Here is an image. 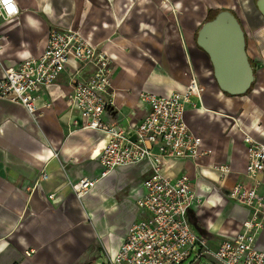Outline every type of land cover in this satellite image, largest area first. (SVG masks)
I'll return each mask as SVG.
<instances>
[{
    "label": "crops",
    "instance_id": "crops-1",
    "mask_svg": "<svg viewBox=\"0 0 264 264\" xmlns=\"http://www.w3.org/2000/svg\"><path fill=\"white\" fill-rule=\"evenodd\" d=\"M16 1L20 15L0 22V75L20 57L40 53L48 31L77 30L112 60L113 119L122 126L126 117L132 116V123L142 118L141 92H182L195 77L204 91L200 99L190 98L185 122L209 151L203 164L227 165L231 172L219 185L214 184L217 174L212 170L196 178L199 200L215 198L217 203L212 210L201 208L200 215L194 204L188 214L191 229L201 237L220 235L225 211L232 217L240 212L246 216L226 193L243 180L244 128L264 143V15L259 0ZM221 12L230 14L242 33L251 76L243 94L232 96L218 87L210 59L196 42L208 14ZM76 67L68 62L70 70ZM90 74L85 69L74 80H87ZM71 83L67 73L61 74L49 93L51 107L42 109L49 101L47 94L37 99L35 119L19 105L0 100V264H106L129 226L145 217L132 193L151 174L145 163L113 170L80 200L66 187L54 190L60 165L73 180L95 179L100 173L98 161L90 157L98 134L69 125L63 96ZM53 152L58 158L51 157ZM41 171L51 176L38 184ZM163 171L170 178L197 175L193 163L182 160ZM53 191L58 200L45 202ZM256 247L264 251V228Z\"/></svg>",
    "mask_w": 264,
    "mask_h": 264
},
{
    "label": "built area",
    "instance_id": "built-area-1",
    "mask_svg": "<svg viewBox=\"0 0 264 264\" xmlns=\"http://www.w3.org/2000/svg\"><path fill=\"white\" fill-rule=\"evenodd\" d=\"M8 4L15 10L9 11ZM8 4L0 0V22L20 15L16 0H9ZM43 46L40 53L22 56L18 64L2 69L0 100L19 105L35 119L39 96L48 95L49 101L42 109L50 108V90L61 74L67 73L72 83L63 99L70 127L99 136L90 155L98 161L99 175L95 179L73 180L64 165H60L52 181L56 185L54 190L66 187L80 200L91 194L113 170L145 163L151 172L132 191L134 203L145 217L129 226L114 253L107 255L106 264H206L205 257L215 264H264V251L256 247L257 237L264 228V143L253 139L244 128L243 180L233 183L226 199L245 211L246 218L238 222L235 230L225 231L214 250L207 249L205 239L191 229L188 214L194 204L198 206L196 215L201 214V208L212 210L217 199L200 201L194 181L204 176V170H212L217 174L214 184L219 185L231 169L227 165L203 164L209 151L185 122L190 98L200 99L204 91L196 78L192 77L182 92L166 96L141 92L138 104L142 118L132 123V116L126 117L123 119L126 126H122L113 119L111 58L70 28L48 31ZM69 61L76 64L75 70L68 68ZM85 69L91 72L89 78L74 80ZM51 157L58 158L54 152ZM181 160L193 163L196 177L182 174L170 178L164 173V167ZM50 176L41 171L38 184L47 182ZM56 191L49 192L43 200L57 201ZM208 202L211 204L207 205Z\"/></svg>",
    "mask_w": 264,
    "mask_h": 264
},
{
    "label": "water",
    "instance_id": "water-1",
    "mask_svg": "<svg viewBox=\"0 0 264 264\" xmlns=\"http://www.w3.org/2000/svg\"><path fill=\"white\" fill-rule=\"evenodd\" d=\"M242 40L236 20L225 12L203 23L196 37L210 59L218 87L232 96L245 93L251 82Z\"/></svg>",
    "mask_w": 264,
    "mask_h": 264
},
{
    "label": "rangeland",
    "instance_id": "rangeland-1",
    "mask_svg": "<svg viewBox=\"0 0 264 264\" xmlns=\"http://www.w3.org/2000/svg\"><path fill=\"white\" fill-rule=\"evenodd\" d=\"M151 55H154V52ZM239 114L240 113L238 112L236 114V117H238ZM133 180L137 181V180H140V178L139 179L135 178ZM135 181H133V182H135ZM139 215H141V213H139ZM137 218H139V217H137ZM245 218L246 217H245V214L243 212H240L237 217H232L230 211L229 212L225 211L223 214V218H222V226L219 230V233L222 235L213 236V235L209 234V235H205L203 237L205 239L207 249L214 250L216 245H218L219 242L223 240V233L225 234V231L229 232V231L235 230V227L238 224V221H241V219H245ZM259 248H262V245H260ZM204 261L206 262V264H215V262L209 257H205Z\"/></svg>",
    "mask_w": 264,
    "mask_h": 264
},
{
    "label": "bare ground",
    "instance_id": "bare-ground-1",
    "mask_svg": "<svg viewBox=\"0 0 264 264\" xmlns=\"http://www.w3.org/2000/svg\"><path fill=\"white\" fill-rule=\"evenodd\" d=\"M258 7L260 8L262 14L264 15V0H259ZM211 204L210 202L207 203V205ZM212 205H210L211 207Z\"/></svg>",
    "mask_w": 264,
    "mask_h": 264
},
{
    "label": "trees",
    "instance_id": "trees-1",
    "mask_svg": "<svg viewBox=\"0 0 264 264\" xmlns=\"http://www.w3.org/2000/svg\"><path fill=\"white\" fill-rule=\"evenodd\" d=\"M216 16V14H208V16L206 17V21H211L212 19H214V17Z\"/></svg>",
    "mask_w": 264,
    "mask_h": 264
},
{
    "label": "clouds",
    "instance_id": "clouds-1",
    "mask_svg": "<svg viewBox=\"0 0 264 264\" xmlns=\"http://www.w3.org/2000/svg\"><path fill=\"white\" fill-rule=\"evenodd\" d=\"M4 3H5V4H8V0H4ZM10 7H11V5L8 4V10H9V11H10ZM21 239H23V238H21Z\"/></svg>",
    "mask_w": 264,
    "mask_h": 264
},
{
    "label": "snow or ice",
    "instance_id": "snow-or-ice-1",
    "mask_svg": "<svg viewBox=\"0 0 264 264\" xmlns=\"http://www.w3.org/2000/svg\"><path fill=\"white\" fill-rule=\"evenodd\" d=\"M8 2H9V0H8ZM14 10H15L14 8L10 7V11H14Z\"/></svg>",
    "mask_w": 264,
    "mask_h": 264
}]
</instances>
